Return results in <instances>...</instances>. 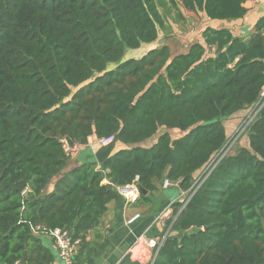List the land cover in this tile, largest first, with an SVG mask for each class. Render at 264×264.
<instances>
[{
  "label": "trees",
  "instance_id": "obj_1",
  "mask_svg": "<svg viewBox=\"0 0 264 264\" xmlns=\"http://www.w3.org/2000/svg\"><path fill=\"white\" fill-rule=\"evenodd\" d=\"M246 2L0 0V183L28 179L24 192L0 191V264H54L43 236L57 228L77 242L76 264H95L108 239L88 234L137 176L148 194L135 205H150L165 180L186 193L148 264H264V107L247 143L221 158L225 121L264 86V16L249 37L208 26L186 52L163 44L125 57L166 31L160 5L232 21ZM162 127L183 134L144 146ZM91 136L115 137V151L69 165L64 141Z\"/></svg>",
  "mask_w": 264,
  "mask_h": 264
},
{
  "label": "crops",
  "instance_id": "obj_2",
  "mask_svg": "<svg viewBox=\"0 0 264 264\" xmlns=\"http://www.w3.org/2000/svg\"><path fill=\"white\" fill-rule=\"evenodd\" d=\"M245 5L249 9L248 14L242 19L232 21L212 20L204 15L200 17L193 11L180 6L184 18H179L180 10L176 11V19L174 18L171 23L172 25H170L171 27L167 25L166 22L167 28L166 31H164L165 33H163L165 37H169L171 36V34H169L171 30L179 31L182 28L184 30L183 32H186L185 35L181 34L184 39H188V37L192 39L195 36V40L192 41L191 44L197 41L203 42L202 32L208 26L213 28L227 27L238 36L249 37L256 21L264 16V0H247ZM166 6L168 7V11L172 9L169 3ZM170 14L171 13L168 12L167 14H163V16L169 19ZM187 26L189 29H187ZM164 45L169 46V43L165 42ZM188 48L189 47H187V49ZM187 49L180 53L186 52ZM250 110L241 111L225 121L229 136L231 135L232 128L235 126L237 118L245 116ZM90 141L91 139L89 142ZM96 151L94 150V153H96ZM83 158L84 160H82L80 156L73 159L71 165H79L81 162L91 158V156L86 155ZM158 186V191L152 196V203L150 205L138 206L135 205V200L129 202L122 196H119L108 204V209L102 216L100 225L95 230L90 231L87 237L89 241H92L97 240L99 234H103L108 239L106 251L96 259L95 264H120L124 257L130 256L129 250L137 247V245L134 246V244L140 236L144 235L147 237L162 238L168 234L170 227H167V222L173 216L172 204L177 201H183L186 198V193L174 183L165 186L163 182ZM163 212L165 214L164 218L158 219V216ZM46 239L50 241L52 250L56 256L54 264H62V259L54 239L52 237V241L49 238ZM141 247V250L138 252L141 258L137 259L130 256L131 259L134 261L141 260L145 262V264L151 263L150 259L153 258L154 249L146 246Z\"/></svg>",
  "mask_w": 264,
  "mask_h": 264
},
{
  "label": "rangeland",
  "instance_id": "obj_3",
  "mask_svg": "<svg viewBox=\"0 0 264 264\" xmlns=\"http://www.w3.org/2000/svg\"><path fill=\"white\" fill-rule=\"evenodd\" d=\"M159 8L163 14H167L168 12L171 13L170 18H169L170 20L167 19L166 17L165 18H166L167 25H169V26L172 25L171 23L173 22L174 18L176 19V15H177V13H175V12L178 10H176L175 8H172L170 11H168V7L163 6V5H160ZM187 29H189L188 26H187ZM183 31L184 30L182 28L179 31L171 30V32L169 33V34H171V36H169V37H167V36L165 37V34H164L165 32L163 33L161 31L158 40L154 44L144 45L143 48H141L139 50L128 49L125 57L141 56L145 52H147L148 50L153 48L154 46L162 45L165 42L169 43V46L171 47V53L172 54L180 53V52L186 50L187 47H189V45L191 44V42L195 40L194 35H193L194 38H192V39L190 37H188V39H184V37H182L181 34L185 35L186 32H183ZM187 33H189V32H187ZM111 67H113V65H111ZM247 115H248V113L245 116L238 117L237 120L235 121V126H233V128H232L231 135L229 136V140H228L226 146L223 148V152L226 151V153H232L234 150H236L237 147L242 146V145L247 143L248 133L246 132L247 127L245 128ZM164 132L171 133V135L173 137H178V136L183 134L179 130H170V129H166V128L162 127V128H160L159 132L156 135H154L150 139L146 140L143 145L144 146H151L153 143H155L157 141V139L159 138V135L164 133ZM90 139H91V141L88 142L87 145H81L79 147V149L69 152L70 153L69 165H71V162L73 159L80 157V156H81L82 160H84L83 157L86 155L94 157V155H95L94 150L95 151L98 150L103 144H102V141L97 140L93 136H91ZM208 166H206L204 169L199 171V173H197L196 176L198 178L201 177V175H203L207 171ZM46 238L51 239V237L46 235V236H43V239H44L45 243L52 248L50 241ZM51 241H52V239H51Z\"/></svg>",
  "mask_w": 264,
  "mask_h": 264
},
{
  "label": "built area",
  "instance_id": "obj_4",
  "mask_svg": "<svg viewBox=\"0 0 264 264\" xmlns=\"http://www.w3.org/2000/svg\"><path fill=\"white\" fill-rule=\"evenodd\" d=\"M263 107H264V86L260 92L259 101L256 103V105L250 110V112L247 115L245 128L251 123V121L256 117V115L260 112V110ZM114 139L115 137L112 136L108 139H102L100 141H102V144L105 145ZM79 147L80 145H74L73 147H70L69 144L68 146L65 145V149L67 152L75 151L79 149ZM138 181H139V177L137 176L132 181V183L124 185V186H119L117 188L119 195L124 197L129 202L136 200L140 196V193H141L140 187L138 185ZM170 184H172V182H170L169 180L164 181L165 186H169ZM164 216L165 214L163 212L158 216V219L164 218ZM39 228L40 227H38V229ZM51 237L54 239L55 245L58 248L59 254L62 259V264H76V255L78 253V245H77V242L72 241L70 232L67 230H62V229L57 228L53 231V234L51 233ZM164 238L165 236H163L162 238H156V237H147V236L142 235L137 239L136 243L134 244V246L137 245V247L129 250V254L131 257H135L137 259L141 258V255H139L138 253L142 248L141 246H146L148 248L155 250L157 246H159V244H162V242L164 241ZM156 255H157V252L155 251L153 258L150 259L151 262H153Z\"/></svg>",
  "mask_w": 264,
  "mask_h": 264
},
{
  "label": "water",
  "instance_id": "obj_5",
  "mask_svg": "<svg viewBox=\"0 0 264 264\" xmlns=\"http://www.w3.org/2000/svg\"><path fill=\"white\" fill-rule=\"evenodd\" d=\"M64 144L66 146H68L66 141H64ZM114 148H115V141L114 140H112L108 144L102 145L95 153L96 160L99 163L104 162L106 159H108L111 156V154L114 151ZM225 153H226V151L223 152L221 158L225 155ZM27 182H28L27 177L24 178L23 180L19 181V182H16V183H13L12 181H5V182L0 183V191L5 190L7 187H11L13 189L20 190V191L24 192L26 189ZM140 191L143 194H148V191L144 190L142 188H140Z\"/></svg>",
  "mask_w": 264,
  "mask_h": 264
}]
</instances>
